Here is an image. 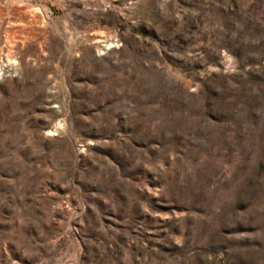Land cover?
Wrapping results in <instances>:
<instances>
[{"label": "rangeland", "instance_id": "1", "mask_svg": "<svg viewBox=\"0 0 264 264\" xmlns=\"http://www.w3.org/2000/svg\"><path fill=\"white\" fill-rule=\"evenodd\" d=\"M0 66V264H264V0H0Z\"/></svg>", "mask_w": 264, "mask_h": 264}, {"label": "bare ground", "instance_id": "2", "mask_svg": "<svg viewBox=\"0 0 264 264\" xmlns=\"http://www.w3.org/2000/svg\"><path fill=\"white\" fill-rule=\"evenodd\" d=\"M104 46L108 48L109 46H112V44H111V43H109V42H107V43H105V45H104ZM0 70H2V69H1V66H0Z\"/></svg>", "mask_w": 264, "mask_h": 264}]
</instances>
